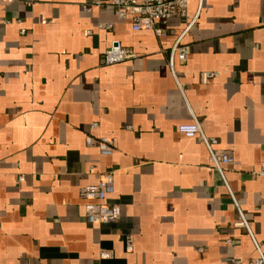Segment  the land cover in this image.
Masks as SVG:
<instances>
[{
  "label": "crops",
  "instance_id": "0c3cea01",
  "mask_svg": "<svg viewBox=\"0 0 264 264\" xmlns=\"http://www.w3.org/2000/svg\"><path fill=\"white\" fill-rule=\"evenodd\" d=\"M186 13L157 36L133 30L108 0H0V264L254 257L205 146L177 130L193 116L232 154L225 176L264 250V0H187ZM179 36L189 53L174 78ZM113 42L135 57L106 64ZM204 71L216 76L204 83ZM86 136L110 138L113 153ZM90 165L114 170L116 221L86 219L80 191L99 177Z\"/></svg>",
  "mask_w": 264,
  "mask_h": 264
},
{
  "label": "built area",
  "instance_id": "2783aa9c",
  "mask_svg": "<svg viewBox=\"0 0 264 264\" xmlns=\"http://www.w3.org/2000/svg\"><path fill=\"white\" fill-rule=\"evenodd\" d=\"M102 2L103 0H92V3L95 5H101ZM108 3L114 8L115 15L118 18H131V27L133 30H152L157 36L166 33L162 24H164L167 19L172 16L187 17V0H108ZM83 7L85 10H90L91 6L84 5ZM191 23L192 21L188 23L183 32L191 26ZM98 27L110 28L111 25L100 24ZM180 40L181 36L173 43L169 51L167 62L170 73L174 78H177L176 70L174 69L175 59L177 58L180 61H185L189 53V46L180 44ZM103 56L106 64H113L134 58L135 53L118 42H113L104 51ZM215 76L216 73L210 71H204L200 74L201 81L204 83ZM91 126L95 127L96 124L93 123ZM177 130L185 137L197 138L205 146L208 152L209 165L218 172L236 208L237 220L234 222V225L243 228L254 242L256 255L246 262L234 258L231 261L232 264H264V250L255 241L243 210L235 199L225 176L228 166L234 161L232 154L226 149L217 147L218 140L215 137L206 135L195 116H193L192 122L177 125ZM85 142L87 145L95 146L102 156H109L113 153L111 139L106 136H99L96 138L86 136ZM89 171L96 172L99 177L95 185L86 186L80 191L81 197L90 201L86 209L87 221L91 224H104L116 221L119 218L118 206L107 202V197L114 192V170L107 169L101 171L96 169L93 165H90ZM255 173L264 176V166L258 171H255ZM19 180H23V177L20 176ZM226 243H231V240H226ZM126 249L131 250L129 241L127 242ZM111 255L112 253L108 251H102L100 253L101 258H109Z\"/></svg>",
  "mask_w": 264,
  "mask_h": 264
}]
</instances>
